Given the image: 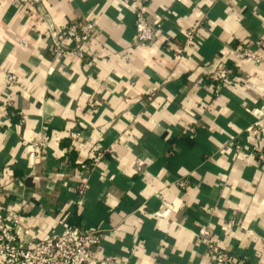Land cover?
I'll use <instances>...</instances> for the list:
<instances>
[{
	"label": "crops",
	"instance_id": "crops-1",
	"mask_svg": "<svg viewBox=\"0 0 264 264\" xmlns=\"http://www.w3.org/2000/svg\"><path fill=\"white\" fill-rule=\"evenodd\" d=\"M28 1L0 0V187L22 239L97 229L91 264H216L208 230L264 264V64L234 53L264 37V0ZM137 8L152 43L133 44ZM82 20L97 36L54 57L53 36ZM220 63L236 80L216 94Z\"/></svg>",
	"mask_w": 264,
	"mask_h": 264
},
{
	"label": "built area",
	"instance_id": "built-area-1",
	"mask_svg": "<svg viewBox=\"0 0 264 264\" xmlns=\"http://www.w3.org/2000/svg\"><path fill=\"white\" fill-rule=\"evenodd\" d=\"M18 1L24 5L30 3L28 0ZM134 14L133 44L152 43L156 38L158 26L155 27L147 21L143 9L137 8ZM97 32V26L90 20L66 24L61 29L60 35L53 37L52 53L54 57H64L71 51L81 56V45L94 39ZM186 37L187 43H190L195 38V34L189 30L186 32ZM253 46L255 47L253 48ZM234 53L235 63L250 60L264 64V37L251 45L240 46L235 49ZM235 80L236 78L232 76L231 69L226 63H220L209 76L211 84L216 86L213 91L216 94L225 85L234 83ZM7 82L10 85L14 84L15 76H9ZM253 128L257 132L260 129V123H254ZM189 131L192 133L193 129L190 128ZM243 147L236 143L235 150L243 151ZM104 152L100 150L94 153L92 157L94 165L104 160ZM40 154L39 146L35 144L29 155L34 158L39 157ZM256 155L259 166L264 169V147L258 149ZM187 184L186 180L177 182L180 188L186 187ZM83 190L81 189L79 194H82ZM9 205L0 187V259L4 264H91L95 260V249L101 241L99 230L85 231L78 227H64L60 233L49 234L45 239L34 238L24 241L19 233L22 221L19 216L21 204L11 205L13 207L11 210L8 208ZM210 237L211 233L208 230H203L198 242L204 246L206 254L216 264H245L243 258L222 249Z\"/></svg>",
	"mask_w": 264,
	"mask_h": 264
},
{
	"label": "water",
	"instance_id": "water-1",
	"mask_svg": "<svg viewBox=\"0 0 264 264\" xmlns=\"http://www.w3.org/2000/svg\"><path fill=\"white\" fill-rule=\"evenodd\" d=\"M33 1H36V0H33ZM51 31H53V29H50ZM54 35V34H53ZM54 37V36H53Z\"/></svg>",
	"mask_w": 264,
	"mask_h": 264
}]
</instances>
